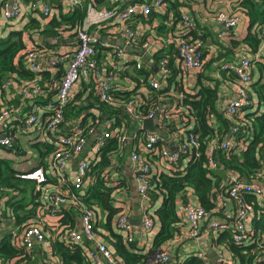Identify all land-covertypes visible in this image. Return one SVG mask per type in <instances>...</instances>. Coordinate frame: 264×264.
I'll list each match as a JSON object with an SVG mask.
<instances>
[{
  "label": "trees",
  "instance_id": "1",
  "mask_svg": "<svg viewBox=\"0 0 264 264\" xmlns=\"http://www.w3.org/2000/svg\"><path fill=\"white\" fill-rule=\"evenodd\" d=\"M134 1L136 0H128L126 4ZM187 1L168 0L169 5L166 11L161 12L153 8L148 16L139 15L138 19L151 23L153 19H158V25L153 30L157 35L166 36L174 30V23L180 18L179 7L186 4ZM88 2L90 1L82 0L80 5L73 7L72 11L66 16L63 15L60 20L53 19L50 21L48 27L42 31L44 37L58 38L63 30L76 31L85 17ZM93 4L95 6H115L112 0H93ZM241 6L249 18V32L242 39V42L249 45L251 51L255 52L261 37L254 28L257 24H264V9H259V5L253 0H242ZM170 20H172L171 23ZM62 26L64 28L60 30ZM251 28L254 29L253 32L250 31ZM28 36L29 32L23 29L11 31L6 36L0 37V103L3 101L1 95L7 91L2 87L3 81L8 76L15 74L16 77L28 82L25 85L26 88H31V84L40 86L41 92L34 95L31 100L34 101V104H39L45 108L48 102L53 101L52 93L54 90L49 88L51 81L46 84L42 83V79L47 78L45 77L48 73L46 70L34 73L25 67L24 56L28 51L25 38ZM231 44L235 47L238 42L231 40ZM44 45L48 46L45 43ZM226 49L229 50L228 47ZM176 54V47L172 44H166L152 56L155 62L162 55L169 57L171 74L166 77L167 84L161 89L155 90L147 87L144 92L140 91L141 85L145 86L144 84L148 83V78L153 74L154 67L143 62L141 68H137L135 62L130 61L124 65L125 69L121 75L127 80L125 82L117 81L111 88L115 105H109L99 98L92 79L81 82V90L79 89L67 98L60 132L67 134L85 132L90 126L105 121L108 122L107 129L112 132V135L99 150L97 158L90 162L88 186L81 196L78 207L69 203L71 207H62L56 214L58 227L57 231L53 233V239H51V250L52 254L59 260L57 264H91L83 247L65 237L68 230L76 227L77 211L79 212L81 206L91 207L95 214L98 213V208L106 212L101 225L105 230L108 229L111 232L113 238L110 243L117 259L123 264H146V254L137 249L133 242H126L119 233L120 229L116 226V218L120 208L113 204L115 187L110 185L114 181L112 174L116 173L120 167L117 163L126 151V142L120 138V133L123 130L129 131L133 127L132 118L125 113L124 107L126 100L135 95H140L142 98L143 103L137 106L142 111V116L158 103L166 106L175 104L179 118L164 122L165 133H173L177 126H181L185 128L186 132L197 135L199 142L197 147L190 146L179 152V160L174 168L157 173L151 178L149 203L154 210L152 212L154 221L156 220L158 223V231L153 238L154 248L181 236L180 227L182 223L178 214V201L187 202L184 194L188 190L193 191L197 203L209 211L211 216L222 217L224 213L220 214L221 208L216 202L215 190L221 192L225 198L228 196L229 178L223 177V174L226 171L234 172L238 180L253 182L262 169L261 167L264 166L261 161L264 144V65L256 62L260 76L250 83V91L257 105L256 108L255 105L243 108L240 111V116L230 120L221 113H217L215 105L218 86L216 82H210L208 85L202 84L199 75L195 90L193 89L194 92L182 90L181 80L177 76L179 70L174 64ZM128 67H131L132 71L129 72ZM48 79L50 80V75ZM127 83H130L131 89L123 90ZM172 89L179 92L170 94ZM24 100L29 99L24 98ZM210 114L214 116L211 119L212 122L209 118ZM233 124L239 126L237 139L239 142L246 143L245 147L242 149L216 150L214 153L216 168L208 169L205 151L210 140L215 135L219 138L223 137ZM13 125L16 126L12 132L15 130L19 134L25 133L23 125L18 122H14ZM142 131L139 129L136 132L143 135L144 132ZM45 133L43 134L46 135L44 140L34 141L30 146L35 149L39 165L43 167L47 175L42 186L46 187L48 184L56 186L58 181L48 176V168L44 162V158L53 152L55 144L49 139L50 133ZM19 139L15 138L13 148L7 149V151L22 155L23 149L19 146ZM21 171L13 166L11 159L0 157V196H7L6 205H8L10 216L14 219L18 232L27 226L28 221L37 219L38 207H42V190L35 189V180L18 176ZM63 187L73 190L69 181H66ZM241 194L252 211L247 238L241 243L233 240L232 220L226 224L224 230L219 231V235L214 241L216 244H225L233 261H236L237 264H259L261 262L259 259L260 250L264 246V207L261 206L263 202L253 192L241 190ZM159 199L160 203L152 207L155 201ZM232 207L234 211L235 206ZM112 220L114 221L113 224ZM225 220L228 221L229 218L225 217ZM113 226L119 232L114 231ZM0 260L5 264H30L34 262L32 250H27L22 241L17 236L12 235L11 232L0 238ZM184 264H203V261L193 256Z\"/></svg>",
  "mask_w": 264,
  "mask_h": 264
},
{
  "label": "built area",
  "instance_id": "2",
  "mask_svg": "<svg viewBox=\"0 0 264 264\" xmlns=\"http://www.w3.org/2000/svg\"><path fill=\"white\" fill-rule=\"evenodd\" d=\"M55 1L67 2L73 7L81 4V0ZM112 2L115 6L101 7L97 13L107 20V22H112V28H114L113 37L101 36L98 32L97 34L90 33L87 28L79 26L75 31L77 43L73 50L55 54L46 61L44 60L48 51L46 48H34L28 50L25 54V66L34 73L45 71L46 69L55 70L60 64L65 65L60 78L52 80L49 84V88L54 90L53 101L48 102L45 108L39 104H32L28 110L23 112L19 106L8 105L3 108L0 107V136L3 135L0 138V150L7 151V149H12L13 140L15 138L19 139L20 135H26L28 143H32L46 136L43 135L44 132H46L45 134L50 133V139L55 144L53 152L44 158V162L48 168V176L57 179L58 185L48 184L46 187L42 186L47 178L42 166L21 171V174L18 175L21 178L35 180V189L42 190V207H38L37 219L28 221L27 226L16 236L18 235V239L22 241L27 250H32L34 242L44 247L49 254L47 264L58 263L55 256L52 255L51 239L43 228L47 226V214L58 217L56 215L57 212L67 202L78 207L84 187L89 182L88 171L91 158L86 157L80 159L77 163L75 178L71 182L73 190L63 187V184L66 182L64 171L67 162L84 150L89 138H92L94 141L92 145L94 146L93 158L96 159L99 150L112 135V132L107 129L108 122H101L98 125L90 126L85 132L72 134L60 132L64 120V107L73 85L92 79L99 98L109 105H115L116 102L113 99L111 88L117 81L125 82L127 80L126 78H122L121 75L125 69L124 65L131 61L126 48H135L138 51V60L133 61L137 68H141L142 60L146 58L145 54L149 53V51L150 54L148 56L152 57L164 44L174 45L177 51L174 64L179 70L177 76L180 80H183L184 76L194 78L195 74L198 75L203 71L205 64V58L202 53L204 41L201 34L195 29L194 22L184 11L180 12V18L174 23L175 27L172 33L166 36L157 35L153 39L148 38L149 35L142 41L137 40L139 32L131 27L132 22L139 15L143 17L148 16L153 8L161 12L166 11L167 0H136L128 4H126L128 0H112ZM20 11V0H8L3 6V15L6 19L16 17ZM43 12L45 15H49L50 13V8L46 4L43 6ZM214 19L221 26L217 34V37L221 39L227 37L229 31L236 28L240 20L239 15L234 11H218L214 14ZM171 22L172 20H170ZM254 29L259 32L261 38H264V24H257ZM153 62L154 66L156 65L157 67V71H153V74L148 78V83L144 84L145 86L141 85L143 89L147 87L155 90L161 89L167 84L166 77L171 74L170 61L167 55H162L158 61ZM221 67L229 74L230 78L234 79V97L222 107L224 117L232 120L241 115L240 111L243 108L255 105V100L250 91L252 62L249 57L242 55L236 60L224 63ZM16 80L14 74L8 76L3 81V89L9 90ZM25 85L20 87L23 98L32 99L34 95L41 92L38 84H31V88H26ZM128 89H131L130 83H127L123 88V90ZM173 92L174 90L172 89L170 94H173ZM126 101L124 111L132 118L133 122H136V124L140 122L141 125L144 119L155 118L163 130V134H159L146 132L143 126L136 128V131L139 129L143 130L144 134H137L135 136L137 142L132 146L129 153L131 173L137 184V192L142 201L140 232L143 237L153 229L155 223L154 215L149 211L150 182L152 176L158 173V170H154L153 158L158 156V158L165 160L172 169L179 160V152L186 150L190 146L197 147L199 142L197 135L186 132L185 128L181 126H177L176 131L173 133H165L164 122L179 118L178 109L174 105L166 106L158 103L142 116V111L137 108L139 104L143 103L140 95H135ZM40 109L43 112L42 116L38 113ZM213 117V114H210V121ZM14 122L23 125L25 133L19 134L15 130L12 132L16 126L13 125ZM238 129L239 126L233 124L223 137L219 138V136L215 135L210 140L205 151L206 167L208 169L216 168L214 158L216 150L242 149L245 147L246 143L239 142L237 139ZM128 135V131L123 130L120 133V138L126 142ZM167 136L177 139L178 145L176 148L172 149L165 144ZM21 159L23 157L20 156L15 157L13 160L15 163H18ZM261 161L264 164V144L261 152ZM228 178L230 183L227 189L228 196L225 198L221 192L215 190L216 202L223 213H226V207L230 206V204L235 206L233 211V240L241 243L247 238L250 230L248 224L252 218L251 208L246 204L241 190L256 194L261 198L264 207V185L238 180L236 175ZM178 214L180 217H184L188 223V229L185 233V237L187 238L195 239L200 236L203 221L207 222L208 229L217 232L224 230L227 226L226 224H228L225 220L222 221L221 217L211 216L210 212L205 210L197 201L187 200L184 203L182 200H179ZM78 215L80 228L75 227L68 230L65 237L73 242L86 240L88 243L94 244L87 251H84L91 264H123L115 257L107 244L100 240L96 229L97 219L95 211L91 207L81 206ZM116 226L122 232V237L126 242L134 241L133 225L129 221L127 213L123 211V208L118 212ZM14 234L15 232H12V235ZM218 258L214 264L235 263L232 258H228L222 254V251L219 253ZM155 259L159 263H166L169 260V255L166 251H161L155 255ZM259 259L264 262V246L261 247ZM0 264L5 263L0 260Z\"/></svg>",
  "mask_w": 264,
  "mask_h": 264
},
{
  "label": "crops",
  "instance_id": "3",
  "mask_svg": "<svg viewBox=\"0 0 264 264\" xmlns=\"http://www.w3.org/2000/svg\"><path fill=\"white\" fill-rule=\"evenodd\" d=\"M90 2L86 5V13L85 17L83 18L80 26H83L87 28V30L90 33H96L97 32L101 36H112L113 37V31L114 28H112V22H107L104 18L98 15L97 11L101 7L104 6H95L93 4V0H89ZM257 5H259V9H264V0H253ZM8 2V0H0V37L6 36L9 32L14 30H27L29 32V36L25 41L26 49L31 50L34 48H46L48 49L45 61L52 58L53 55L63 52L71 51L75 48L77 43V37L75 34V31L73 30H63V26L60 27V30L62 31V34L58 38H52V37H44L43 30H45L48 27V24L53 19L60 20L62 16H66V14L70 13L73 9V6H71L67 2L62 1H55V0H20L21 3V11L20 13L12 18V19H6L3 15V6L4 4ZM82 2V0H81ZM242 0H188L186 4L179 7V11H184L190 19L195 24V29L201 34V37L204 41V46L202 48L203 57L205 58V64L203 71L199 73L198 75L195 74L194 78H187V76L183 77V80H181L182 90L184 92H194V88L197 84L198 76H201V83L208 85L210 82H216L218 86L217 90V100H216V110L217 113H222V107L225 103L232 100L234 97V91H233V81L234 79L227 74L225 70L222 69V65L224 63L233 61L238 59L240 56L245 55L250 58L252 62V72H251V83L255 80H257L260 76V73L256 67V62L262 63L264 65V38H261L260 43L256 49L255 52L251 51V48L249 45L242 42V39L245 38L247 33L249 32V18L245 11L243 10L241 6ZM125 3V2H123ZM168 0L166 2V10L168 4ZM46 4L50 8L49 15H45L43 12V6ZM76 7V6H75ZM218 11H234L239 15V23L238 26L232 30L229 31V34L227 37L221 39L218 38L217 34L221 29L220 24L214 19V14ZM158 25V19H153L151 22H143L140 20V18H137L132 22V28L136 29L137 32H139L137 36V40H145L149 35L148 38L153 39L154 37H157V34L153 30V28ZM254 28V27H253ZM251 28L250 31L253 32L254 29ZM162 36V35H158ZM231 40H235L238 42V45L233 47L231 44ZM118 42V41H116ZM47 44L48 46L44 45ZM166 44H164L165 46ZM229 48L227 51L226 48ZM126 51L128 52L129 58H131V62L133 60H138V51L135 50V48H126ZM149 53L145 54V59L142 60V62L148 63L151 67H154V71H157L156 65L154 66V60L151 56H148ZM152 55V54H151ZM43 61V60H42ZM26 67V66H25ZM65 67V65L60 64L55 70L54 69H46L47 77L46 79H42V83L46 84L47 82H50L52 80H58L60 78V75L62 74V69ZM127 70L130 72L132 71L131 67H128ZM15 75V74H14ZM50 75V80L48 79V76ZM197 75V76H196ZM16 76V75H15ZM196 77V80H195ZM16 82L11 86L9 90L4 92V95H1L3 101L0 103V107L13 105V106H19L20 110L25 111V109H29L32 104H34V101L31 99L25 101L24 98H22L20 87L24 84H27L28 82L25 80H22L19 77H16ZM194 79V80H193ZM196 81V82H195ZM82 82V81H81ZM81 82H78L73 85V87L70 90V95L77 91L79 89L81 90ZM251 85V84H250ZM194 89V90H193ZM140 91H145L143 88L140 89ZM178 90H174V93H178ZM69 95V96H70ZM52 96L54 98V93H52ZM174 96V95H173ZM255 97V95H254ZM256 99V97H255ZM175 107L176 105L173 104ZM255 104V108H256ZM39 115L42 116L43 112L41 109L39 110ZM105 122V121H102ZM133 122V120H132ZM142 124L140 125V122L136 124V122H133V127L128 131V138L126 139V151L122 159L119 160L117 163L120 167L116 170V173L112 174V178L114 181L110 183L111 186H114V201L113 204L115 207H119L120 209L123 208V211L127 213V216L129 218V221L133 225V243L137 247V249L142 250L144 254H146L147 261L146 264H184L187 260H189L191 257L195 256L199 258L201 261H203V264H214L219 259V253L222 251V254H224L226 257L232 258L230 255L228 247L221 243L216 244L215 239L219 235V232L215 230H210L207 228V222L203 221L201 224L202 232L198 238H187L185 237V233L188 229V223L185 221L184 217H181V236L175 237L172 240L162 244L161 246L154 248L153 247V238L154 235L158 231V223L155 220L153 229L147 233L145 236H141V204L142 201L140 199V196L137 192V184L132 176L131 173V162L129 160V153L130 149L134 144H136L137 140L135 136L136 128H141ZM146 132H155L159 134H163V130L156 119L155 124L153 125L152 129H145ZM46 136L41 137V140H44ZM19 146L23 148L24 145L30 146L31 143H28L26 135H20L19 136ZM50 139V138H49ZM51 140V139H50ZM36 141V140H35ZM25 142V143H24ZM93 139L89 138L88 144L84 148V150L76 157L72 158L69 162H67L66 169L64 171L65 173V179L66 181H69L70 183L75 178L76 174V166L80 159L89 157L91 158V161L94 159L93 155ZM165 144L168 145L170 148L174 149L178 145L177 139L174 137L167 136V139L165 141ZM9 151H1L0 150V157L2 158H9ZM14 154V153H13ZM33 155V153H32ZM23 157L18 162V165L20 166L22 171H27L33 168H37L39 165V159L37 157V154L34 152V157L36 158V162L32 165L26 166V162H28L32 156L28 158L27 155H19L15 157ZM27 156V157H26ZM26 157V158H25ZM13 166L15 167L16 163L14 160ZM153 164H154V170H158L157 172H163V171H169L171 168L168 166L167 162L165 160H162L158 158V156H155L153 158ZM16 165L17 169H19V166ZM262 169L258 172L256 179H254L253 182L259 183L261 185H264V166L261 167ZM20 170V169H19ZM225 175V176H224ZM236 174L234 172L226 171L225 174H223V177H231L235 176ZM88 186V182L86 183V186L84 187V191H86V188ZM187 198V200H191L193 202H196L195 195L193 194L192 190H188L184 194ZM7 196H0V238L8 233V232H17V227L14 223V219L10 216L8 205H6ZM160 203V199L155 201L154 206L155 207ZM263 206V204H261ZM64 208L71 207L70 204L67 202V204L63 205ZM73 212L76 213L74 209L71 208ZM98 213L96 214V229L99 234L100 240L105 242L109 249H112L110 241L112 240L111 232L107 229L105 230L103 226L101 225L102 219L105 217L106 212L102 211L100 208H98ZM149 211L152 213L154 210L149 208ZM78 213V211H77ZM221 212L220 214H222ZM226 218H229L228 221L225 220ZM47 226L43 227L47 236L50 237V239H53L54 235L53 233L57 231L58 227V217L51 216L47 214ZM222 221L225 220L226 222H230L233 220V210L232 205L226 207V213L221 217ZM221 220V219H220ZM80 219L79 215L76 217V227L80 228ZM114 221L112 220V224ZM114 227V226H113ZM250 225L248 224V228ZM250 229V228H249ZM114 231L119 232L115 227ZM122 235V232H119ZM20 234V233H19ZM18 234V235H19ZM17 235V236H18ZM124 242V241H123ZM84 251L91 247L92 243H88L86 240L84 241H78ZM161 251H166L169 255V260L166 263H159L155 259V255ZM53 255V254H52ZM49 258L48 252L45 250L44 247H42L39 243L34 242V246L32 248V260L34 262L30 264H47ZM56 261L59 262V260L55 257ZM234 264H237L235 261Z\"/></svg>",
  "mask_w": 264,
  "mask_h": 264
},
{
  "label": "rangeland",
  "instance_id": "4",
  "mask_svg": "<svg viewBox=\"0 0 264 264\" xmlns=\"http://www.w3.org/2000/svg\"><path fill=\"white\" fill-rule=\"evenodd\" d=\"M25 143V142H24ZM23 152L21 153L23 156H25V155H27L28 156V158L30 157V156H32V158L28 161V162H26L25 164H26V166H29V165H32V164H34L35 162H36V158L34 157V152H35V149L33 148V147H31V146H28V145H24L23 146ZM2 152L3 151H5V150H1ZM10 154H9V157H10V159L11 160H13L14 159V154L13 153H11V152H9ZM32 153H33V155H32ZM26 156V157H27ZM25 157V158H26ZM12 165V164H11ZM16 165H18V163H16ZM16 165H15V167H16ZM19 166V165H18ZM17 168V167H16ZM19 169L21 170V168H20V166H19ZM18 232V231H17Z\"/></svg>",
  "mask_w": 264,
  "mask_h": 264
},
{
  "label": "water",
  "instance_id": "5",
  "mask_svg": "<svg viewBox=\"0 0 264 264\" xmlns=\"http://www.w3.org/2000/svg\"><path fill=\"white\" fill-rule=\"evenodd\" d=\"M155 122H156L155 118L154 119H144L142 121V126H143L144 129L151 130L153 125L155 124ZM2 137H3V135L0 136V138H2ZM259 264H264V262L261 261V262H259Z\"/></svg>",
  "mask_w": 264,
  "mask_h": 264
}]
</instances>
